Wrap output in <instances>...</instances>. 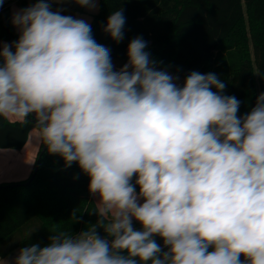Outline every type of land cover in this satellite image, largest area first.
Wrapping results in <instances>:
<instances>
[{
  "label": "clouds",
  "instance_id": "1",
  "mask_svg": "<svg viewBox=\"0 0 264 264\" xmlns=\"http://www.w3.org/2000/svg\"><path fill=\"white\" fill-rule=\"evenodd\" d=\"M60 2L13 13L20 36L0 45V118L34 114L36 139L89 177L98 219L79 234L54 230L12 264H264V93L240 117L215 73L178 85L139 36L115 70L86 20L51 9ZM125 23L119 9L103 30L120 42Z\"/></svg>",
  "mask_w": 264,
  "mask_h": 264
},
{
  "label": "trees",
  "instance_id": "2",
  "mask_svg": "<svg viewBox=\"0 0 264 264\" xmlns=\"http://www.w3.org/2000/svg\"><path fill=\"white\" fill-rule=\"evenodd\" d=\"M13 1L5 0L0 8V42L9 41L3 14L13 42L19 39L8 14ZM119 9H123L126 23L123 40L116 42L103 29L107 18ZM245 11L252 23L253 60L242 45L228 42ZM89 24L96 42L110 49L112 60L128 61V44L139 36L147 42L145 51L150 59L183 82L192 71L215 73L226 85L224 94L240 101V117L249 113L264 93V0H100V9L92 14ZM35 126L33 115L23 123L0 118V148L22 149ZM36 167L34 179L27 184ZM89 182L78 163L65 167L64 160L50 154L41 143L29 177L0 184L4 186L0 190V257L33 244L47 246L54 230L75 235L95 224L98 217L92 214L95 200L89 194ZM136 190L139 192L138 185ZM133 227L141 230L142 226L133 220ZM23 231L11 249L2 251ZM97 231L111 239L102 228ZM153 238L164 247L161 237Z\"/></svg>",
  "mask_w": 264,
  "mask_h": 264
},
{
  "label": "crops",
  "instance_id": "3",
  "mask_svg": "<svg viewBox=\"0 0 264 264\" xmlns=\"http://www.w3.org/2000/svg\"><path fill=\"white\" fill-rule=\"evenodd\" d=\"M33 2L36 3L37 0H14L11 2L9 9L10 7H15V12L16 10L32 6ZM84 12H86L85 7L76 4L73 7L72 14ZM91 12L93 13V11ZM14 28L20 34L18 29L16 27ZM5 43L8 44L7 41L2 40L0 45ZM34 129L30 131L28 140L22 149L0 148V184L4 182H18L29 177L41 144L36 139L37 133Z\"/></svg>",
  "mask_w": 264,
  "mask_h": 264
},
{
  "label": "rangeland",
  "instance_id": "4",
  "mask_svg": "<svg viewBox=\"0 0 264 264\" xmlns=\"http://www.w3.org/2000/svg\"><path fill=\"white\" fill-rule=\"evenodd\" d=\"M33 4H34V2H33ZM75 5H76V3L72 2V0H63V2H60V3H52L51 9L53 11H56L59 9V10H61L62 15H71L75 18L84 19L88 23H90L91 18H92L91 14L98 13V11L100 9V0H97L96 6L94 9L90 10L88 8H85L86 12H84V13L72 14L73 7H75ZM14 10H15V7H12V8L10 7V9L8 10L10 20H12ZM91 11H93V13ZM251 28H252V23L249 20V16H248L247 12L245 11V15H244V19H243L242 23L238 27L237 31L230 37V40H228V42H230L234 46L242 45L246 51V54L251 58V60H253V53H252V47H253L252 36H253V33L251 31ZM19 36H20V34H18V38H19ZM7 42H8V44H10L9 41H7ZM112 62L115 66V70H119L125 63H127V61H124V60H112ZM155 66H156L157 70L167 71L170 75L176 77L177 79L175 80V82L178 85H183L184 82L182 81V79H180V77H178L177 75H175L174 73H172L168 69L158 66L157 64ZM33 116H34V114H33ZM93 199L95 200L94 197H93ZM22 235H24V231L20 232V234L19 233L16 234L15 237H13L12 240L7 243V247L2 251H7V250L11 249V247H13V245L16 244L17 240H19V238ZM19 250H20L19 248L12 249L8 254H6L3 257H0V260L7 262V264H11L12 261L14 260V258L18 255Z\"/></svg>",
  "mask_w": 264,
  "mask_h": 264
},
{
  "label": "water",
  "instance_id": "5",
  "mask_svg": "<svg viewBox=\"0 0 264 264\" xmlns=\"http://www.w3.org/2000/svg\"><path fill=\"white\" fill-rule=\"evenodd\" d=\"M3 19H4V24H5V28H6V31H7V33H8V35H9V42H10V44L11 43H13V39H12V37H11V35H10V29H9V26H8V23H7V20L5 19V15L3 14ZM14 50V49H13ZM45 150V147L43 148V150H42V152ZM41 160V157L39 156V158H38V162ZM37 172V167L35 168V170H34V174L31 176V178H30V180L27 182V184H30L31 183V181L34 179V177H35V173ZM4 188V186H0V190L1 189H3Z\"/></svg>",
  "mask_w": 264,
  "mask_h": 264
}]
</instances>
